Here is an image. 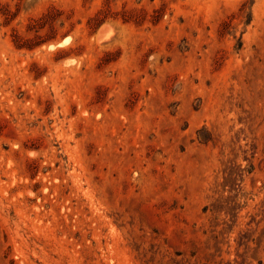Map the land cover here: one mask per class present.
I'll use <instances>...</instances> for the list:
<instances>
[{
	"label": "rangeland",
	"instance_id": "obj_1",
	"mask_svg": "<svg viewBox=\"0 0 264 264\" xmlns=\"http://www.w3.org/2000/svg\"><path fill=\"white\" fill-rule=\"evenodd\" d=\"M0 264H264V0H0Z\"/></svg>",
	"mask_w": 264,
	"mask_h": 264
},
{
	"label": "bare ground",
	"instance_id": "obj_2",
	"mask_svg": "<svg viewBox=\"0 0 264 264\" xmlns=\"http://www.w3.org/2000/svg\"><path fill=\"white\" fill-rule=\"evenodd\" d=\"M106 28H107V27H106ZM106 28H105V29H106ZM103 31H104V30L102 29V32H103ZM97 34H98V33H97ZM96 37H97V36H96Z\"/></svg>",
	"mask_w": 264,
	"mask_h": 264
}]
</instances>
